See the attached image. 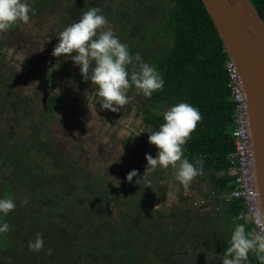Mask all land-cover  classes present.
Segmentation results:
<instances>
[{"label": "trees", "instance_id": "obj_1", "mask_svg": "<svg viewBox=\"0 0 264 264\" xmlns=\"http://www.w3.org/2000/svg\"><path fill=\"white\" fill-rule=\"evenodd\" d=\"M251 2L264 19V0ZM161 16L156 32L162 38L168 36L172 44L151 56L150 62L165 80L163 90L154 92L152 100L156 106L167 107L186 101L199 109L202 119L183 146V152L192 162L203 158V173L214 175L213 188L179 212L183 223L179 215L173 216L179 220L177 228L172 225L170 214L153 211L154 196L144 190L145 186L142 196L139 187L120 182L118 187L105 188L102 183L96 194L94 184L88 181L83 188L79 187V195L70 197L66 188L55 191L53 186L52 190L41 174L32 180L28 176L26 161L35 159L38 150L48 152L47 157H55L52 147H42L44 140L31 124L24 137L25 132H9L0 138V170L8 163L13 168L17 166L14 179L24 176L26 188L17 190L12 183L0 186V198L15 199L18 208L29 205L24 211L16 207V211L0 216V222L10 225V231L0 235V264H196V261L215 264L225 255L234 217L249 211L242 200L233 199L229 203L221 200L234 189L236 177L230 172L231 154L235 151L232 130L236 103L226 69L229 56L203 0H167V9ZM11 109L19 111V104ZM149 119L156 130L164 122L159 111L151 113ZM8 139L12 142L5 146ZM2 176L3 172L0 179ZM85 197L89 202L85 201L83 207H91L83 212L74 210L72 206L80 207ZM209 197L207 204L194 206V201ZM25 198L31 201L22 203ZM106 205L111 206L107 212L95 211ZM23 221L27 222L28 231L19 236ZM246 228L251 230V224ZM37 234L43 236L44 248L30 250L29 243ZM195 249L200 251V260L195 255L186 256ZM202 256L207 263L201 261ZM248 264L260 261L250 253Z\"/></svg>", "mask_w": 264, "mask_h": 264}, {"label": "flooded vegetation", "instance_id": "obj_2", "mask_svg": "<svg viewBox=\"0 0 264 264\" xmlns=\"http://www.w3.org/2000/svg\"><path fill=\"white\" fill-rule=\"evenodd\" d=\"M33 3V8L38 14H41L47 8H53L52 3L50 0H30ZM54 7L58 10L61 8L63 9V17H58L57 20L54 19L53 26H55V30L53 32V41L55 45L58 43V35L60 31H62L67 25L79 20L82 13L87 11L90 7H93L94 3L99 2V9L102 10L103 14L109 19H112V13L110 10H106L107 0L103 2V0H52ZM167 1V0H166ZM125 5V3H124ZM167 9V2H165V6L161 10L162 15ZM145 17L147 15L145 11H140ZM127 15L130 13L123 12ZM67 16V17H66ZM120 19L116 18V21L119 23ZM109 25L115 24V19L112 20ZM127 23H130V19L126 20ZM121 24L123 21L121 20ZM145 24L143 23H135V27L132 30H136L138 27ZM18 25V24H17ZM13 30H8L6 32L11 33ZM147 36V34H145ZM7 39L5 38L3 33H0V56L8 57L13 61L17 62V54L18 52L9 46L8 43L12 44L11 42H6ZM13 46V45H12ZM54 49V46H53ZM132 49V48H131ZM15 50V52H13ZM132 51V50H131ZM39 52V51H38ZM53 52V51H52ZM56 67L50 68L47 70H37L38 79L35 83H38V93L37 99L35 100V105H33V101L31 96L23 95L19 88L16 86V83L10 77V71L7 70L6 75L0 71V138H4L3 136L6 133H15L19 134L22 131H17L19 129L17 124L21 123V120L18 118L23 116L29 122L28 130L30 131L31 124L35 125L37 132L41 134L44 143L42 147L44 149L52 147L54 152L52 153L55 157H47L48 152L44 150H38L36 158L33 160L26 161L28 176L31 178L41 176L48 181L50 187L53 186L56 188L55 191H64L62 188H66L67 194L72 197L77 196L80 194L79 187L83 188L84 183L91 181L94 184L92 187H95L96 190L94 193H98L97 187L103 186L104 180L101 176H88L91 175L90 173L86 172L83 167L82 161L80 158L73 156L69 152H67L66 144L63 146V141H57L56 138L59 137L60 132L55 125V122L59 119L72 118L78 115L80 109L84 108V116L89 119L87 123H90L92 120L95 121L96 128L100 129L101 138L102 135L104 136V143L106 147H108L109 153L113 154L120 150L121 146H123L124 150H128L131 147H136L138 145L143 146L141 150V154H151L157 148L155 145L150 144L148 137L151 131L156 130V126L154 125L153 121L149 119L151 113L156 111L162 112V109L166 105L156 106L151 97H145L142 93H140L134 86L130 87L128 96L130 97L129 103L121 107L120 112H112L110 110H101L99 101L96 102L98 97L96 96L95 86H93L92 82L85 81L80 74L79 66L75 65L71 60L70 56H61L55 57ZM0 62L6 64L7 61L0 59ZM149 64L153 65L151 62ZM58 66V67H57ZM8 67H12V63H8ZM133 65H129V71L131 72ZM13 68V67H12ZM3 69L0 66V70ZM54 70V72L52 71ZM60 70V72H59ZM6 93V94H5ZM36 94V93H35ZM95 104V108L92 105ZM32 103V104H31ZM40 103V104H39ZM19 104V111H13L11 109L12 105ZM89 104V107H88ZM4 105V107H3ZM10 105V106H9ZM83 105V106H82ZM8 109L10 112H8ZM96 110V111H95ZM23 111L24 113L18 114V112ZM35 112L36 117H32L31 115ZM87 113V114H86ZM163 113V112H162ZM89 114V115H88ZM87 115V116H86ZM30 118V119H29ZM37 118V122H36ZM24 120V119H23ZM123 121V123H122ZM131 122L132 126L136 129V131H142L138 136H133L135 133H127L126 129L124 128V124ZM9 124L10 127L13 123H15V127H9L6 129H2L3 124ZM59 126V125H58ZM57 126V127H58ZM66 125H60V131L64 130ZM87 127V124L85 125ZM104 129V131H103ZM27 132L23 133V137L27 135ZM87 130H85L86 132ZM133 136V137H131ZM56 137V138H55ZM16 138V136L14 137ZM12 138V139H14ZM60 138V137H59ZM12 139H8V142L5 143V146H10L9 144ZM100 140L99 138H97ZM111 140L110 143L109 140ZM21 140V139H20ZM81 140V147L80 149L88 150L89 140L84 138H80ZM5 141V140H4ZM98 145V144H97ZM98 147L102 149L100 142ZM111 149H110V148ZM63 148V149H62ZM83 165V166H82ZM4 170H0V173L3 172V176L0 179L1 185L6 187L7 184H14L17 190H25V186L23 185L24 176H20L17 179L18 167H14L10 163L4 166ZM40 170V171H39ZM167 171H173L175 174V169L171 166L167 168ZM108 174V173H106ZM103 175V174H102ZM112 183L117 182L119 177L118 175H109ZM214 176V175H212ZM211 173H203L202 176L197 177L191 184V190H195L194 194L197 196H183L182 200H187L192 202L196 198H200V196L206 195L211 189L213 188V177ZM65 179H63V178ZM63 179V180H62ZM103 180V181H102ZM178 182V181H177ZM120 183V182H119ZM179 184V182H178ZM35 184L32 183V187ZM43 185V184H42ZM112 185V187H118L119 184L116 183ZM67 186V187H66ZM181 186V184H179ZM205 188V189H203ZM3 189V188H1ZM184 189V188H183ZM189 189V188H188ZM154 193V194H153ZM153 196L155 197L156 192H152ZM193 194V195H194ZM144 196V195H142ZM201 196V197H202ZM16 201V200H15ZM28 202L31 201L30 198L27 199ZM74 202V199L72 198ZM88 201L87 197L82 200V204L79 206H72L74 210L78 212H83L86 208L83 207V203ZM200 201V200H198ZM196 201V205L198 206ZM89 202V201H88ZM29 205L21 206L18 208V211H24L25 208ZM91 206L86 209L88 210ZM107 207L111 206H103L102 209H95V211L103 210L107 212ZM24 208V209H23ZM204 209V207H201ZM181 209V208H177ZM17 209H15L16 211ZM91 210V209H90ZM17 215L15 214V218Z\"/></svg>", "mask_w": 264, "mask_h": 264}, {"label": "clouds", "instance_id": "obj_3", "mask_svg": "<svg viewBox=\"0 0 264 264\" xmlns=\"http://www.w3.org/2000/svg\"><path fill=\"white\" fill-rule=\"evenodd\" d=\"M32 12L30 0H0V33L19 23L28 24ZM109 23L101 9L90 7L82 13L79 20L60 31L52 54L55 57L70 56L73 63L79 66L83 79L90 80L95 86L98 97L96 102L99 101L101 110L120 112L121 107L129 103L130 87L134 86L145 97H151L154 92L163 90L165 80L154 65L145 63L139 55L133 57L129 46L120 40ZM16 59L20 60L19 56ZM133 64L130 72L129 65ZM96 102L92 105L93 108ZM201 119L199 109L186 101L169 106L163 113L164 122L159 125L158 130L148 132L149 143L156 146L157 153L155 157L145 154L146 171L135 183L150 184L146 172L170 166L176 170L175 180L185 189L197 177L202 176L203 158L192 162L183 152V146L191 139V134ZM124 128L129 134L135 133L133 136L143 133L136 131L131 122L124 124ZM137 176L138 170L133 169L127 173L126 179L132 182L133 177ZM22 203H27V198ZM16 207L15 199L0 198V216H7ZM240 220L244 223L238 222ZM248 223H259L256 213L251 209L247 214L241 213L234 217V227L222 264H248L250 253L260 264H264V231L247 230ZM9 231V223L0 222V235ZM43 248L44 238L37 234L35 240L29 243V249L40 251Z\"/></svg>", "mask_w": 264, "mask_h": 264}, {"label": "rangeland", "instance_id": "obj_4", "mask_svg": "<svg viewBox=\"0 0 264 264\" xmlns=\"http://www.w3.org/2000/svg\"><path fill=\"white\" fill-rule=\"evenodd\" d=\"M50 1L53 8H47L41 14H38V12L35 11L33 8L35 5L33 6V3L30 1L33 9L30 22L28 24L19 23L10 29L13 30L11 33L3 32L7 41L11 42L12 44L8 43L7 41L6 42L12 49L14 48L18 52L17 56H19L20 60H17L16 62L7 56L3 57L1 55L0 59H3L7 62L6 64L0 62V66L3 68L0 71L5 77H7V70L10 71L11 79L16 83V86L19 88V90L23 92V95L31 96L33 105H35V100L38 97L37 93L39 90L37 88L38 83H35V81L38 79L37 70H44L45 68L49 70L50 68H55L57 65L52 54L53 46H55V42L53 41V32L55 30V26H53V23L54 19L57 20L58 17H63V9L61 8L58 10L56 7H54L53 1ZM103 2L106 1L103 0ZM165 2L167 1L107 0V3H105L107 6L106 10H110L109 12L112 13L113 16V18L109 19V21L113 22V19H115V21L116 18L120 19V21L118 20L119 23L116 21L115 24L109 26L114 30L115 34L120 38V40L129 46V51L133 57L139 55L145 63L150 62L151 56L153 54L162 53L172 44V40L168 36L166 38H162V36L158 35L156 32V28L159 27L162 22L161 10L165 6ZM93 5V7L99 8V5L102 4L96 2ZM141 10L145 11L147 14L145 17L142 16L143 14L140 12ZM123 12H129L130 14L127 15ZM128 18L131 21L130 23H127L126 21ZM121 20L123 21V24H121ZM143 22H145V24L138 27L136 30H132V28L135 27V23ZM145 34H147V36H145ZM131 48L134 50V52L131 51ZM15 50L13 52H15ZM21 61H23L22 64ZM9 62L12 63L13 68L8 67ZM52 71L54 72V70ZM83 109L84 108L80 109L78 115L75 117L68 118L67 120L63 118L55 122L57 124L55 126L60 132V138L55 137L56 140L60 142L63 141V146L65 144L67 146V152L80 158L82 164L84 165L82 166L85 167L84 170L91 174L88 176H101V178L104 180V183L106 184V186L104 185L105 188H108V186L112 187V185L115 186L114 184L116 183L119 184V182H123L124 185L139 187L138 190L139 194L141 195L144 194V186V190L156 192L153 199V204L151 205L153 211L170 214V221H172V225L177 228L178 225H176V223L179 220H174L173 216L179 215V219L183 223L184 218L179 212H181L182 209H185V207L191 206L190 201L182 200V195L185 197L192 194V196L197 197L195 195L197 191L195 192V190H191L190 187L189 189H183L184 187L182 185L179 186L178 182L175 180V174L173 171H167V169L161 168H158L152 172H146V176L150 181V184H136L135 181L144 175L147 166L145 154H141L143 146L138 145L136 147H131L126 151L123 149L124 147L121 146L120 150L110 154L107 149L108 147H106V144L104 143V136L102 135L101 138V133L99 132L101 127L98 130V128H96L95 121L93 120L90 123H87L89 119L86 120L87 118L84 116ZM167 109L168 107L164 106L162 112L164 113V111ZM8 112H10L9 109ZM22 113L24 112H18L19 115ZM32 117H36L35 112L31 115V118ZM18 120H21V123L17 124V127L19 128L17 131L27 132L26 130H28L29 122H26L27 120L21 115ZM86 124L87 127L85 126ZM58 125L66 126H64V130L60 131V127ZM15 126V123L11 125V127ZM9 127V124L4 123L2 129ZM85 130L87 131L85 132ZM81 137L84 138V140L86 139V141L87 139L89 140L87 151L80 149ZM111 140L112 139H110L107 143H110ZM99 142L102 149L98 147ZM156 153L157 151L155 150L153 153H151V155L155 157ZM133 169L138 170V176L133 177V181L129 182L126 179L127 173ZM154 172L156 174H154ZM114 174L118 175L119 179L117 182L112 183L109 175ZM121 192L123 193V190H121ZM132 194H134V192ZM195 202L196 201H194V203ZM177 208H181L179 209L180 211H177ZM193 211L197 212V209L193 207ZM114 212H117V210L114 209ZM34 221L36 220L34 219ZM25 223L27 222L23 221L24 228L19 236L28 231L25 229L27 227ZM194 255L196 256V259H199V249L190 251L188 255L186 254L187 257H193ZM224 256V254L220 256L219 260L215 264H222L221 260H223ZM201 261L207 263L203 256L201 257ZM196 262V264H204L199 261Z\"/></svg>", "mask_w": 264, "mask_h": 264}, {"label": "water", "instance_id": "obj_5", "mask_svg": "<svg viewBox=\"0 0 264 264\" xmlns=\"http://www.w3.org/2000/svg\"><path fill=\"white\" fill-rule=\"evenodd\" d=\"M203 2L243 79L256 154V189L264 220V19L251 0Z\"/></svg>", "mask_w": 264, "mask_h": 264}, {"label": "built area", "instance_id": "obj_6", "mask_svg": "<svg viewBox=\"0 0 264 264\" xmlns=\"http://www.w3.org/2000/svg\"><path fill=\"white\" fill-rule=\"evenodd\" d=\"M225 52H227V49ZM226 69L230 78L229 88L231 89V96L236 103L232 130L235 151L231 154L233 166L230 168V172L236 177L234 189L231 193L222 196L221 200L225 203H229L233 199L242 200L248 210L251 209L256 213V219L259 221L258 224L250 223L252 229L264 231L260 196L256 189V154L254 152L253 133L244 93L243 79L236 63L230 56L226 61ZM209 199L210 197L204 198L198 201L197 204H207Z\"/></svg>", "mask_w": 264, "mask_h": 264}]
</instances>
